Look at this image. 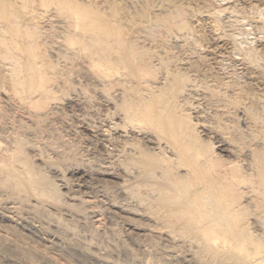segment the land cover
Here are the masks:
<instances>
[{
    "label": "rangeland",
    "instance_id": "obj_1",
    "mask_svg": "<svg viewBox=\"0 0 264 264\" xmlns=\"http://www.w3.org/2000/svg\"><path fill=\"white\" fill-rule=\"evenodd\" d=\"M87 1L92 4V6L94 5L93 7L96 6L94 8V11H101L100 13L107 16V18H105V15L102 16V20H104L105 18V20L108 19L111 22L118 23V27L123 31L124 34H126V39L128 41L126 43L128 46L130 44L133 52L129 57L126 58L127 60L124 63L125 66H131V68H134L136 65H140L144 61L151 60L150 62H152L151 64H153V67L155 65V67L157 66L156 68H158L156 71V73H158V82L161 81L164 67H168L174 72L176 71L179 75H181L182 72H186L185 70H189L186 72V74L188 75L187 80L189 79V83L191 81H194V84H198L202 90L200 88H198V90L194 89L195 91L193 90L194 92L190 94V97L187 96L185 101H180V114L183 117L186 114H190L193 122H196L197 124L199 123L197 126V130L203 131L206 128L208 129H206L201 134L203 137L201 138L205 140L208 137L207 135L210 134L209 137H213V139L216 141H218V139L225 141L228 137L234 136V134L231 135L232 131L237 132L238 129H240V131H243L241 132V134H245L244 136L247 138H245L244 136L242 138V136H240L241 134L239 135L238 133L240 131H238L236 135L238 134L239 136H236V138L231 137V139L233 138V144H229L226 141L228 146H230L231 148L234 147L233 149L229 147L231 150L236 149L237 151L235 150L236 153L234 151L233 155L226 154L224 160H226L228 163L240 162V165H242L241 167L244 171L246 169H249V165L247 164V162H242V160H250L251 156L248 155H251L253 151L260 152L264 150V124L261 123L264 119V112H262V109L264 108V60L263 58H261L260 60H258V62L256 61L258 64L255 62L256 64L254 63V65L253 63L250 64V61L249 63L247 62L248 60H245V54L249 52V49L254 50L257 47L260 50V47H262L261 51H264L262 50L264 49V19L262 18L264 17V11L257 7L256 2L252 0ZM252 3L255 5H253ZM50 7L51 6H49V8L47 7L46 9L43 8L42 11H40H46L44 12L45 14L42 13V15H44V20H41V27H44V31H46L47 33H45L39 39V43L42 44L41 41L45 40L44 44H46V47L48 48H46L45 46L43 47V44L41 46L42 50L40 51L42 52L43 50H45L46 55L48 54V57L52 58V62H54L57 68L55 73L58 72L56 73L58 74V76H54L55 73L52 76L54 78L57 77L56 80L59 79L58 81L55 80V83L53 81V98L55 97V99L54 101L52 100L53 102L50 103L47 109L43 111L41 110V113L40 111H36L31 107L30 111V108L27 107L28 104L24 105L19 103L18 100L14 98L12 93H9V83H7L6 81L5 83L2 79V76L4 74H2L1 72H8V64L5 61L3 62V59L1 60L0 58V63L3 64H0V74H2V76L0 75V141L4 144H7L13 136L15 137V135L22 137V139L24 138L23 140H28L26 142L28 146L25 144V149H27L26 151L28 153V156L31 157L30 159H32L31 163H33L38 168V170H41L42 172H45L47 176H50V178H52V181H55V184L57 183L59 189L63 193V199H66H64L66 205H64L63 207H55L54 205L50 206L46 204L43 209V207L38 204L37 201H31V204H25L23 202L21 204L18 199V202L14 199V201L16 202V204H14L13 199L6 200L7 198L5 197V192L0 191L3 192L0 193V196H2V198L0 197V264H206V260H208L207 256L209 255L207 253H202V255L205 256L206 260L203 259L201 254H199L198 256V249L195 250L197 248V245L194 242L193 243L194 245H196V247H193V249L195 248V251L188 247L189 245L193 246V243H189V245H186L188 244L186 243V241L185 243H183L184 240L179 239V241L178 238L174 236L176 238L175 240L171 234L170 236H168L169 232L167 230L159 229L161 228L159 222L153 215H149V213L146 212L148 205H140L141 202L139 200H136V198L133 197L134 195H132L133 192H136V181L132 180V176L131 178L121 176L124 175L123 171L126 170L125 164H132L131 162H128L127 158H125L123 155L124 151L128 152L129 150L130 152V139H133V137L135 139L136 137L137 140L139 138V140L141 141L142 139L140 137H147L146 134L144 135L138 132V130H133L130 128L124 129L126 127L122 124L124 116L123 114H125V111L127 109L124 100L125 98L126 100H128L127 95L129 93L128 92L126 94L124 91H128V82H133V84H135L136 86V91H138L139 89H141L137 84L140 81H137L136 79V83H134L135 81L133 80V76L127 70L124 71L123 69H120V73L122 71V75H119L118 82L120 81L123 84L124 81V83H127V89H125L124 86H122V84L119 82L120 85L110 88V92L108 90L106 93L101 84L99 74H95V69H93V67H91L90 65V55L88 53L90 49L88 48L89 50L87 52L83 51V49L80 48L81 46L75 45V48L74 45H68L69 43H66L68 41H65L64 35H61L60 33L61 27L64 25V23H62L64 18L58 15V10L54 6H52V8ZM234 9L236 11H234ZM209 11L211 12V14L213 13V16L209 14ZM205 14H209L210 16L207 17V15L205 16ZM52 17L53 19L56 17V20H53ZM207 18L214 21L215 19H218L216 22L220 24L217 30H215L216 32L214 30H210V28L208 27L211 21ZM170 20H183L187 28L191 30L192 35L186 37L187 39L185 40H182L181 38L180 41H177L179 38L175 39V35L171 37L174 33L169 32L166 29L171 24ZM203 20L205 21V23ZM206 21L208 22L206 23ZM52 24H54L53 30H51L50 28L52 27ZM258 25L263 29L261 28L260 30ZM140 27H146L147 29L145 28V31H148L145 32L142 30L144 32L143 35ZM54 28L56 30H59L56 31ZM228 32L230 34H228ZM222 33L224 35H222ZM229 35L232 36V41L234 42V44H236V46L233 47V50H230L232 52H227V50L222 47V42L226 41ZM56 36L58 37V39H56ZM195 40L196 42L194 43L193 41ZM191 42H193L194 44ZM66 44L68 46H66ZM178 46L183 47L178 48ZM218 46L219 48H217ZM235 47L237 49H234ZM46 49L48 52L46 51ZM211 49L214 51H212ZM252 50H250L249 53H251ZM236 51L242 53L240 54ZM234 55L237 57H235ZM66 57L68 58L66 59ZM158 57L161 60L158 59ZM188 61L191 62L189 63ZM160 65L164 67L161 68ZM2 66L6 69H4ZM223 66H225V68ZM256 67H258L260 70L258 68L256 70ZM90 69L92 71H90ZM226 69L228 70L226 71ZM194 70L198 71V73H196ZM179 72H181V74ZM193 72H195L194 75H192ZM205 72H208L209 75L207 73V75L205 76ZM123 74L125 77H123ZM217 76H220L221 78H217ZM255 76H257V79ZM130 78L132 81L130 80ZM212 78L215 79V82ZM65 80L67 83L64 82ZM241 80L243 81V85ZM226 82L229 83L228 86ZM205 83L209 88H211V90L214 89L215 91H217V93H219L216 94V92L213 90L214 93L211 94L217 96L221 95L222 97L225 95L226 98L229 95V97H232H228V99H233L234 101H237L239 99L243 101L245 99L246 101L244 100L243 106H245L247 109L249 108V111H247L246 109H239V111L243 110V114H240L239 111L234 110L233 105L231 107L233 109H230L229 111L230 114L232 113L231 115L233 117L231 118V115L227 113L228 115L220 121V118H218L216 114H222L224 113V110L219 112L220 109H217L214 106L211 107L210 103L209 105L207 104L208 102L204 98L212 91H209L208 94V91L204 90L208 89L206 88L207 86L205 85ZM216 85L218 89L221 90L223 95L220 91L218 92ZM5 86L7 87V89ZM258 87L260 90L258 89ZM238 88H245V90H243L244 93L242 92V94L240 95L239 91L237 92ZM5 89L7 91H5ZM205 91H207L206 94ZM203 94L204 97L202 96ZM221 96L219 98H221ZM233 100L232 102H234ZM116 105L118 107H116ZM207 107H209L210 109ZM259 107H261L262 109ZM114 108H117L116 111H113L115 110ZM251 109L254 111V113L255 111L257 113L253 114V111ZM250 110L252 111L251 113ZM244 111H246V113ZM258 112H260L261 114ZM150 113L151 111H146L145 113H143V117H148ZM252 114L254 116L258 114V116L262 118H259L261 121L256 118V121H260L257 122L258 124L256 126V123H251L254 120V117L252 118L253 120L250 119ZM243 115L246 116L245 120L242 122L237 121L238 118H243ZM37 117H39L40 119L41 117H43L44 120H39V118ZM229 119L230 121H228ZM38 120L41 123L37 122ZM247 121L251 122L248 123ZM161 122V120H158V122H156L158 127H160ZM204 122H207L205 126ZM222 122L226 125H223ZM227 122L233 125L232 128L230 127L231 125H229ZM115 124L119 127H115ZM199 125H203L205 129ZM226 126L230 129H228ZM216 127L218 130H220V128L222 127L221 131H216L215 133L214 128L216 129ZM223 128H225L226 130H224ZM254 129L258 130L256 131ZM222 131H225L226 133H223L224 136L221 135L222 133H219ZM246 131L249 133V135L246 134ZM105 134L107 138L111 139V141L115 140V138L120 140L119 141L116 139V141L112 142L118 146V149H120L117 150L119 151L117 153H119V159H122L120 161L118 158H116L117 161L112 163L114 167L110 164V162L104 161V150L108 151V149L113 148L109 143L105 148L102 145V139L104 138ZM226 136L227 138H225ZM222 137L224 138L222 139ZM234 138L237 141L234 140ZM127 139L130 140L127 141L128 144L126 142H123ZM240 139H243L244 141H241ZM228 141L231 140H229L228 138ZM142 143L143 142L141 141V146L144 145V143ZM150 147L153 146L151 145ZM42 155H44L45 157ZM46 158H51L49 159L51 161L48 162ZM121 166L124 167L122 170L120 169L122 168ZM106 167H110V172L113 173V176H107L105 174V171L107 170ZM119 174L121 177H119ZM248 174H250V172H248ZM63 179H65L64 182H61V180ZM245 188H248V186H246ZM242 190L245 195V198L242 200V202L245 203L246 201L248 202V200L250 201L252 199V196L250 194H246L248 190ZM145 193L146 189L141 188L140 195L145 197ZM3 196L5 198H3ZM67 205H69L68 207L70 208H75L70 209L66 207ZM38 207H40L41 209H39ZM65 208H68V211ZM251 215L252 214H250L249 218L254 219V217H251ZM255 229L253 232H255ZM258 230L259 233L256 229L257 234H262V230L264 232V229L262 227ZM196 251L197 255H195L197 258L194 257L195 255L193 254Z\"/></svg>",
    "mask_w": 264,
    "mask_h": 264
},
{
    "label": "bare ground",
    "instance_id": "obj_2",
    "mask_svg": "<svg viewBox=\"0 0 264 264\" xmlns=\"http://www.w3.org/2000/svg\"><path fill=\"white\" fill-rule=\"evenodd\" d=\"M252 1H255L257 4V7L262 9V11H264V0H252ZM253 5H255V4H253ZM49 6H51L50 8H52V6H54L58 10V15H60L61 17L64 18V20L62 22V23H64V25L62 24L63 26L61 27L60 33H61V35H64L65 41H68L66 43H69L68 45H74L75 48H76L75 45L81 46L80 48H82L83 51L88 52V50L90 49V51L88 52L90 55V59H89L90 65H91V67H93V69H95V74L96 73L99 74L101 84L103 86L104 91H106V93L110 88H112L114 86L117 87L118 85H120L119 84L120 81L118 82L119 75L120 74L122 75V71L120 73V69L121 70L123 69L124 71L127 70L133 76L134 81L136 79H137V81H140L137 83L139 85V87L141 88L138 91H136V86H135V84H133V82L132 83L128 82V84H129L128 91L125 90V89H127V86H128L127 83H124V81H123V84H122V82H120L122 84V86H124V88H125V89L123 88L125 90L124 92L126 94L129 92L127 95L128 100H126V98L124 97L125 98L124 101H125V104L127 106L125 114H123L124 116H123V120H122V124L126 127L124 129L130 128L133 130H138V132H140L144 135L145 134L147 135V137L146 136L140 137L142 139L141 141L144 143V145H142V146L140 145L141 141L139 140V138L137 140L136 137H135V139L133 137V139H130L131 142L129 143V145H130L129 147H131L130 152H129V150H128V152L123 150L124 151L123 152L124 157L127 158L128 162H131L132 164L131 165L125 164L126 170L123 171L124 175H121V176L129 177V178H131V176H132V178H133L132 180L136 181L135 182L136 192H133L132 195H134L133 197H135L136 200H139L141 202L140 205L141 204L142 205H148L146 212H148L149 215H153L155 217V219L159 222V225L161 226V228H159V229L167 230L169 232L168 236H170V234H171L173 237L175 236L176 238H178V240L182 239V240H184L183 243H185V241H186V243H188L186 245H189V243L192 244L194 242L197 245V248L196 249L194 248V249L195 250L198 249L197 250L198 256H199V254H201L203 259L206 260L205 256H203L202 253H207L209 255V256L206 255L208 257V260H206V264H264V234H263L264 232L262 230V234H257V232L259 231L258 230L259 228L262 227L264 229V150L260 151V152H257V151L254 152L253 151L252 154L250 153L251 155H248V156H251V159L249 158L250 160H245V159H244V161L242 160V162H247V164L249 165V169H246L245 171L241 167L242 165H240V162L228 163L226 160H224V157H226V154H229V155L232 154L233 155V152L236 150V149L231 150L234 147L231 148L230 146H228L227 142L229 144L230 143L233 144L232 143L233 138L231 139V137L236 138V136H239L241 134V132H243V131H240V129H238V131H240V132L237 131L239 133V135L238 134L236 135L237 132L232 131L231 135L234 134V136L228 137L229 140H231V141H228L227 136L225 137V138H227L225 141L221 140V139L220 140L218 139V141H216L213 139V137H211V136L209 137L210 134L207 135L209 138L206 136L207 137L206 140L202 139L203 137L201 134L207 129V128L205 129V127H204L207 122L206 123L204 122V126L199 125L205 129L203 131H201V130L199 131V130H197V128H198L197 126L199 123L197 124L196 122H193L192 117H190V114H188V115L186 114L183 117L179 112V110L181 108L180 101L181 100L185 101L187 96L190 97V94H192L195 90H198V88H200L198 84H194V81H191L189 83V79L187 80L188 75L186 74V72L189 70H185L186 71V72H184L185 74L183 72H182V74H181V72H179L181 74V75H179L176 71L174 72L173 70H170V68L163 66L164 72L162 71L163 73L161 76L162 77L161 81L158 82L159 81L157 78L158 73H156L158 68H156L157 66L155 67V65L153 67V64H151L152 62H150L151 60L144 61L140 65H136L134 68H131V66H128V67L125 66L124 63L127 60L126 58L129 57L131 55V53L133 52V49L131 48L130 44H129V46H130V48H129V46L126 43V42H128L126 39L127 36L118 27V23L111 22L108 19L105 20V18H107V16L105 14L104 15L106 17L104 18V20H102L101 18L104 15L102 13H100L101 11H98V12H97V10H95L96 12L94 11V8L96 6L93 7L94 5L92 6V4H90L87 0H0V58H1V60L3 59V62L5 61L8 64L7 65L8 66V69H7L8 72L7 73L1 72L4 75L3 76H2V74H0V75L2 76V79L4 80V82L6 81L7 83H9L8 84L9 89H10V90H8V91H10L9 93H12L14 98L17 99L19 103L24 104V105L28 104L27 107H29V108L31 107L36 111H40V113H41V110L43 111V110L47 109L49 107L50 103H52L55 99V97L53 98V94H54L53 84L55 83V80L57 77L54 78L52 76L55 73L57 68H56V65L54 64V62H52V58L48 57V54L46 55L45 50H43L45 53L43 51L42 52L40 51V50H42L41 46L44 44L45 40L41 41L42 44L39 43V39L45 33H47L46 31H44L45 30L44 27H41V20H44V15H42V13L45 14L44 12H46V11L45 10H44V12H40V11H42L43 8H45V9L47 7L49 8ZM40 8H41V10H40ZM234 11H236V10L234 9ZM207 13H208V11H207ZM209 14H211V12ZM209 14L208 15L205 14V16L207 15V17H208V16H210ZM212 14H211V16H213ZM253 16H254V14H253ZM210 18H212V17H210ZM262 18L264 19V17H262ZM52 19H53V17H52ZM54 19L56 20V17ZM114 19H116V18H114ZM208 20H210V19H208ZM217 20L216 19H215V21L210 20L211 21L210 24L208 23L209 26L207 25L210 28V30H214V31L217 30V28L220 24V23L216 22ZM60 22H61V20H60ZM207 22L208 21H206V23ZM170 23L171 24L166 29L169 32L174 33V34H172L171 37H173V35H175V39L179 38L177 41H180L181 38H182V40L183 39L185 40V39H187L186 37H189L190 35H192L191 30L187 28V26L183 22V20H181V21L170 20ZM204 23H205V21H204ZM260 23H261V21H260ZM53 27H54V24H52V27H50L51 30H53ZM145 28H141V31L142 30L145 31ZM261 28L262 27L259 26L260 30H261ZM219 29H220V27H219ZM58 30L59 29H57L56 31H58ZM256 30H258V29H256ZM260 30H258V31H260ZM143 31H142V33L144 35ZM146 31H148V30H146ZM230 33H231V31H230ZM230 33L228 32V34H230ZM228 34H226V35H228ZM222 35H224V34L222 33ZM231 35H229V37H227L226 41L222 42V47L225 50H227V52L228 51L232 52L230 50L231 49L233 50V47L236 46V44H234V42L232 41ZM53 37H55V36H53ZM222 37H224V36H222ZM56 39H58V37ZM193 42L195 43L196 40ZM193 42H191V43H193ZM68 45L66 44V46H68ZM44 46L46 47V44H44L43 47ZM219 46L217 48H219ZM52 47H54V46H52ZM179 47H181V46H178V48ZM263 47H264V44H263ZM46 48H48V47H46ZM71 48H72V46H71ZM185 48H187V47H185ZM261 48L262 47H260V50L257 47L255 48L256 50L255 49L254 50L249 49V52H250V50H252V52L251 53L247 52L248 54L247 53L245 54V60H248L247 62L250 61L251 63L250 62L249 63L250 64L253 63V65L256 61L258 62V60H260L261 58H263V60H264V51L262 52ZM234 49H237V48L235 47ZM77 50H78V48H77ZM262 50H264V49H262ZM46 51H47V49H46ZM212 51H214V50H212ZM246 51H248V50H246ZM213 57H215V56H213ZM235 57H237V56H235ZM67 58L68 57H66V59ZM66 59H65V63H66ZM158 59H160V58L158 57ZM162 61H164V60H162ZM224 62H226V61H224ZM0 64L3 65L2 63H0ZM161 65H160V67L163 68ZM224 65H226V64H224ZM121 66H122V68H121ZM179 67H181V66H179ZM223 67L225 68V66H223ZM161 68H159V69H161ZM257 68L258 67H256V70H257ZM4 69H6V68H4ZM195 69H197V68H195ZM212 69H214V68H212ZM227 70L228 69H226V71ZM230 70H231V68H230ZM90 71H92V70L90 69ZM195 72L198 73V71H195ZM195 72H193L192 75H194ZM56 73H58V72H56ZM56 73L54 76H56V75L58 76V74H56ZM207 73L205 74V76L207 75ZM211 73H213V72H211ZM70 74H69V76H70ZM192 75H190V76H192ZM208 75H209V73H208ZM224 75H227V74H224ZM237 75H239V74H237ZM123 77H125L124 74H123ZM255 77L257 79V76H255ZM59 78H61V77H59ZM128 78H129V76H128ZM210 78H211V76H210ZM217 78H221V77L217 76ZM212 79H214V78H212ZM229 79H228V81H229ZM58 80H56V81H58ZM130 80H131V78H130ZM53 81H54V83H53ZM64 82H66V80ZM214 82H215V79H214ZM134 83H136V81ZM1 84H3V83H1ZM125 84H126V87H125ZM226 84L228 86L229 83L226 82ZM205 85L207 86L206 83H205ZM242 85H243V81H242ZM246 85H247V83H246ZM252 85H254V84H252ZM216 87H217V85H216ZM238 87H239V84H238ZM206 88H208V89H204V90H207L208 94H209V91H212V92H210L209 95L205 96V98H204L208 102L207 104L209 105V103H210L211 107L214 106L217 109H220L219 112L224 110V113L218 114L219 116L216 114V116L218 118H220V121L222 119H224L225 116H227L228 114L229 115L232 114V113L231 114L229 113L230 109L234 108V110H236V111H239V109H244V110L246 109L247 111H249L248 110L249 108L247 109L245 106H243L244 105L243 102L245 99L243 101H241L240 99L237 101L236 100L234 101L233 99H231V100L228 99L229 95L227 98L225 95L223 97L220 95L221 98H219L220 97L219 95L217 96V95L211 94V93H214V91H215L214 89L211 90V88H209L208 86ZM6 89H7V87H6ZM6 89H5V91H7ZM64 89H66V88H64ZM217 89H218V87H217ZM258 89H259V87H258ZM243 90H245V88L244 89L238 88L237 92L239 91V94L241 95ZM207 91H205V94ZM219 91L221 92V90L218 89V92ZM109 92H110V90H109ZM215 92H216V94H219V93H217V91H215ZM221 94H222V92H221ZM202 96L204 97V94ZM231 97H229V98H231ZM236 98H237V96H236ZM259 99H257V100H259ZM232 100L234 102H232ZM202 102H203V99H202ZM231 103H232V105H231ZM233 105H234V107L231 108ZM116 107H118V106L116 105ZM209 107H207V108H209ZM261 107H259V108H261ZM31 108H30V111H31ZM116 109L113 111H116ZM251 110H250V113L253 111V110L252 111ZM262 110H260V111L264 112V108ZM146 111H151V113L148 117H143V113H145ZM32 112H33V110H32ZM239 112H240V114H243V110H241ZM244 112L246 113V111H244ZM205 113H203V114H205ZM255 113H257V112L255 111ZM255 113L253 111V114H255ZM258 113H260V112H258ZM253 114L250 117V119H252L254 117V120L252 119L253 121L251 120L252 122L251 121L250 122L251 123L254 122V124L256 123L255 124V126H256L258 124L257 122H260L261 121L260 119H262V118L259 117L258 114H256L257 116L256 115L254 116ZM213 117H214V115H213ZM230 117L232 118L233 116L231 115ZM245 117H246L245 115H243V118L237 117L238 118L237 121L242 122L245 120ZM37 118H39V117H37ZM106 118H107V115H106ZM199 118H201V117H199ZM256 118H258V119L260 118L259 119L260 121H256L257 120ZM41 119H43V117H41ZM41 119L39 118V120H41ZM118 119H121V118H118ZM39 120L37 122L41 123ZM158 120L162 121L160 123L161 128L158 127V125L156 124V122H158ZM198 121H200V120H198ZM228 121H230V119ZM250 122H248V123H250ZM263 122H264V119L261 123L264 124ZM233 123H234V121H233ZM200 124H203V123H200ZM17 125H19V124H17ZM223 125H226V124L223 123ZM229 125H231V124H229ZM114 126L119 127L116 124ZM206 126H208V125H206ZM232 126L233 125H231L230 127L232 128ZM238 126H239V124H238ZM18 127H20V126H18ZM21 127H22V124H21ZM208 127H210V126H208ZM225 128H223V129L226 130L228 127L226 129ZM110 129H111V127H110ZM221 129H222V127L220 128V130H218L217 127H216V129L214 128L215 133H216V131H221ZM228 129H230V128H228ZM231 130H233V129H231ZM254 130H256V129H254ZM108 132H110V131H108ZM250 132H252V131H250ZM219 133H222L221 135L224 136L223 133H225V131L224 132L222 131ZM150 134H152V135H150ZM246 134L249 135L248 132ZM244 135L241 134L240 136H242V138H243ZM115 136H117V135H115ZM105 137H106V134H105L104 138L102 139V145L104 146V148L107 146L108 143L113 148L108 149V151L104 150V155H103L104 161L110 162V164L112 165V163L117 161L116 158L119 159V153H117L119 151H117V150H120V149H118V146L116 144L112 143L113 141H116L117 138L114 137L115 140L111 141L110 138H107V137L105 138ZM223 138L224 137H222V139ZM235 138H234V140H236ZM245 138H247V137H245ZM23 139H22V137L15 135V137L13 136L10 139V141H8L7 144H4L3 142L0 141V191L5 192L4 194H5V197L7 198L6 200L13 199V201H14V199L15 200L18 199L21 204H22V202L25 204H28L31 201H37V203L40 204L43 207V209L46 206V204H48L50 206L54 205L55 207L56 206H59V207L62 206L63 207L64 205H66V203L64 202L65 198L63 199L64 196H63V193L61 192V190L59 189V186L57 185V183L55 184V181H52V178H50V176H47V174L45 172L38 170V168L33 163H31L32 159H30L31 157L28 156V153L26 151L27 149H25V146L27 145L26 142L28 140L26 141V139L25 140H23ZM117 140H119V139H117ZM128 140L129 139L124 140L123 142H126L128 144V142H127ZM240 140L242 141L243 139H240ZM235 144H236V142H235ZM151 145L153 147H150ZM263 148H264V143H263ZM125 150H127V149H125ZM236 151H235V153H236ZM121 154H120V157H121ZM42 156H44V155H42ZM49 159H51V158H49ZM49 159L46 158V160L48 162L51 161ZM58 161H60V160H58ZM122 166H124V165H122ZM83 167H84V165H83ZM49 168H51V167H49ZM123 168L124 167H122L120 169L122 170ZM106 169L107 170L105 171L106 172L105 174L107 176H111L113 173L110 172L111 171L110 167H106ZM48 171H49V169H48ZM248 172H250V174H248ZM120 174H119V177H121ZM64 180L65 179L61 180V182L62 181L64 182ZM127 182H129V181H127ZM246 186H248V188H245ZM141 188L146 189L145 197L140 195V189ZM242 189L248 190L246 192V194L247 195L250 194L252 196V199L250 201L248 200V202L246 201L245 203L242 202V200L245 198V195H244ZM3 192H0V193H3ZM0 197L2 198V196H0ZM5 197L3 196V198H5ZM69 198H70V196H69ZM125 198H127V197H125ZM18 200H17V202H18ZM14 204H16L15 201H14ZM34 205H36V204H34ZM68 206L69 205H67L66 207H68ZM11 207H12V205H11ZM40 207H38V208L41 209L42 207L41 208ZM13 208H14V206H13ZM68 208H70V207H68ZM73 208H75V207H73ZM73 208H70V209H73ZM250 214L253 215V216L251 215V217H254V219L249 218ZM250 221H252V222H250ZM255 228L257 229V232H256ZM254 229H255V232H253ZM175 237H174V239L176 240ZM194 243H193V246L192 245L188 246L193 251H195L193 249V247H196V245H194ZM197 251L195 253H193V252L192 253L195 255L197 253ZM21 253H24V252H21ZM188 253H190V252H188ZM196 255L194 257H196ZM28 256H29V254H28ZM26 257H27V255H26ZM186 260H188V259H186Z\"/></svg>",
    "mask_w": 264,
    "mask_h": 264
}]
</instances>
